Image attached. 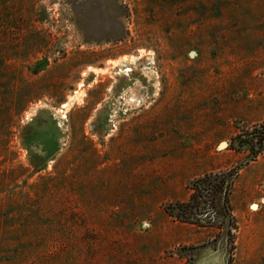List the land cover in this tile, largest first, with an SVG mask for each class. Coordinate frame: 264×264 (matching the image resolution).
<instances>
[{
	"label": "rangeland",
	"instance_id": "obj_1",
	"mask_svg": "<svg viewBox=\"0 0 264 264\" xmlns=\"http://www.w3.org/2000/svg\"><path fill=\"white\" fill-rule=\"evenodd\" d=\"M263 121L264 0H0V264H264Z\"/></svg>",
	"mask_w": 264,
	"mask_h": 264
},
{
	"label": "trees",
	"instance_id": "obj_2",
	"mask_svg": "<svg viewBox=\"0 0 264 264\" xmlns=\"http://www.w3.org/2000/svg\"><path fill=\"white\" fill-rule=\"evenodd\" d=\"M244 137L242 135H236L233 137V142L231 143L232 148L239 149L238 147L249 146V149L254 155H257L262 149H264V121L259 125H255L251 130L246 131ZM232 171V170H231ZM229 171V172H231ZM224 173L209 174L205 177H201L197 180L198 183H206V185L197 184L193 188L195 192L192 194L189 202L181 203V206H186L184 204L196 203V200L206 192V194H215L220 192L224 186L223 178ZM172 214V213H171Z\"/></svg>",
	"mask_w": 264,
	"mask_h": 264
}]
</instances>
